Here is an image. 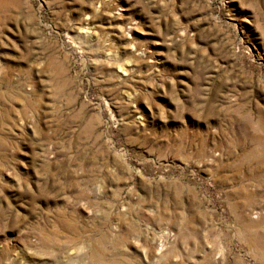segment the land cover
I'll return each mask as SVG.
<instances>
[{
	"label": "rangeland",
	"instance_id": "374dc122",
	"mask_svg": "<svg viewBox=\"0 0 264 264\" xmlns=\"http://www.w3.org/2000/svg\"><path fill=\"white\" fill-rule=\"evenodd\" d=\"M0 264H264V0H0Z\"/></svg>",
	"mask_w": 264,
	"mask_h": 264
},
{
	"label": "bare ground",
	"instance_id": "6f19581e",
	"mask_svg": "<svg viewBox=\"0 0 264 264\" xmlns=\"http://www.w3.org/2000/svg\"><path fill=\"white\" fill-rule=\"evenodd\" d=\"M119 10V9H118ZM117 15H121V13H116ZM89 18L88 17H85V22L87 23ZM135 25V22H132V21H130L129 22V25H125V27L124 28H122V30H126L125 32H129V33H132V32H134L135 30H136V26H134ZM123 31V32H124ZM80 32H82V33H84L85 35H93L94 34V32L92 31V30H89L88 29V27H85V28H82V29H80ZM131 51L134 53V54H136V55H139V52H136L135 53V51H134V49H131ZM141 54V53H140ZM119 65V64H118ZM121 67V66H120ZM128 69V68H127ZM127 69H123V68H119L118 70H117V72H118V74H119V76H121V77H123V76H126L127 75ZM125 97H127V96H125ZM251 220V219H250Z\"/></svg>",
	"mask_w": 264,
	"mask_h": 264
}]
</instances>
